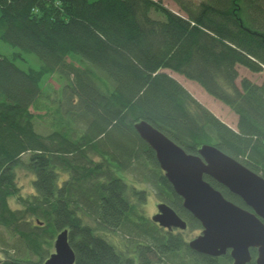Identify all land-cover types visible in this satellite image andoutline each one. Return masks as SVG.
I'll use <instances>...</instances> for the list:
<instances>
[{"label":"trees","instance_id":"1","mask_svg":"<svg viewBox=\"0 0 264 264\" xmlns=\"http://www.w3.org/2000/svg\"><path fill=\"white\" fill-rule=\"evenodd\" d=\"M175 1L185 16L157 0H0V226L16 239V255L1 264H43L63 229L74 264H232L229 254L198 253L144 215L148 190L129 185L126 174L150 183L192 230L201 222L134 124L146 121L191 154L211 144L264 177V80L237 82L238 66L264 70V0ZM170 70L229 105L237 128ZM61 108L62 127L35 128ZM20 165L34 174L27 196L16 180ZM114 231L123 247L110 242Z\"/></svg>","mask_w":264,"mask_h":264},{"label":"water","instance_id":"2","mask_svg":"<svg viewBox=\"0 0 264 264\" xmlns=\"http://www.w3.org/2000/svg\"><path fill=\"white\" fill-rule=\"evenodd\" d=\"M134 125L155 151L164 176L183 198V207L201 222L202 231L189 239L188 246L209 256L229 254L233 264H248L254 259L256 264H264V177L211 144L191 154L146 121ZM207 175L241 197L251 210L227 199L205 180ZM156 207L158 211L151 216L155 224L166 230H187V221L167 202ZM53 246L43 264L75 263L67 229L57 234ZM253 248L257 250L254 257Z\"/></svg>","mask_w":264,"mask_h":264},{"label":"rangeland","instance_id":"3","mask_svg":"<svg viewBox=\"0 0 264 264\" xmlns=\"http://www.w3.org/2000/svg\"><path fill=\"white\" fill-rule=\"evenodd\" d=\"M156 1V0H154ZM160 1L163 6L166 8L168 7L170 10L174 11L175 13L180 12L183 16H185L184 12L180 9V6L176 3L175 0H157ZM205 0H182L184 5L194 7H198L199 3L204 2ZM190 8V7H189ZM188 8V9H189ZM191 9V8H190ZM151 16L154 18H162V15L160 13L153 11L151 13ZM28 59L31 60L32 65L35 67H39L37 60L33 55H26ZM239 67V79L238 83H240L242 78L248 77L253 82L261 83L264 80V70L263 71H256L253 72L247 67L238 66ZM171 74H174L176 76V79L179 80L186 88L191 92L192 95L195 96L196 99H198L203 105H206V107L212 111L214 114H216L222 121L227 123L231 128L234 130L237 128V122L238 117L237 114L226 103L224 104L221 100L216 99L215 97L211 96L206 89L202 88L200 84L197 81L189 80L184 75H179L176 72L171 71ZM53 86L57 85V82H52ZM58 108L57 105L54 106V109ZM62 110H55L52 112H45L43 115V119L37 118L36 120V129L42 133L47 134L52 131L53 124L58 125L59 128L62 127L64 124L62 112L65 110L64 108H61ZM38 121V122H37ZM29 152H26L22 156V161L24 162L26 159L28 160ZM16 173V180L17 183H19L21 187V194L24 196H27L28 194H32L34 191L32 180L34 179V174L30 172L26 166H18L15 170ZM126 178L129 180V185H136L138 188L144 189L146 188L148 191V195L146 197L147 201L144 202L142 206L143 214L147 215V217H150L158 211L156 204L159 201V198L156 196V190L152 187L150 183L144 182L141 183L139 178L135 176L132 173L126 174ZM134 202L135 199L131 198ZM10 205L13 209H17V207H20V203H18L15 199H10ZM33 219V218H32ZM34 222V219H33ZM202 231V229L199 230H192L187 228V230H180L175 229L174 234L181 233L183 237L189 241V239H192L199 235V233ZM110 242L112 243H118L119 246L123 247L124 245V239L122 237L121 232H112L107 234ZM55 239V238H54ZM54 239L51 243V251H54ZM15 237H13L10 233V231L2 226H0V258L5 259L9 254L10 255H16L13 246L15 244ZM36 259V257H34Z\"/></svg>","mask_w":264,"mask_h":264},{"label":"bare ground","instance_id":"4","mask_svg":"<svg viewBox=\"0 0 264 264\" xmlns=\"http://www.w3.org/2000/svg\"><path fill=\"white\" fill-rule=\"evenodd\" d=\"M20 166H21V165H20ZM16 169H17V167H16ZM16 169H15V170H16ZM13 249H14V251H15V248H13ZM9 255H10V254H9ZM9 255H8V256H9ZM8 256H7L6 258H8ZM208 256H209V255H208ZM211 256H212V255H211ZM213 257H215V256H213ZM6 258H5V259H6ZM0 259H1V262H0V264H1L2 261H3L4 259H2V258H0ZM47 259H48V258H47ZM47 259H45V260H47ZM45 260H44V261H45ZM44 261H43V263H44ZM232 264H233V263H232Z\"/></svg>","mask_w":264,"mask_h":264},{"label":"crops","instance_id":"5","mask_svg":"<svg viewBox=\"0 0 264 264\" xmlns=\"http://www.w3.org/2000/svg\"><path fill=\"white\" fill-rule=\"evenodd\" d=\"M168 73L170 74V75H172L173 77H175L176 78V76L174 75V74H171V70L170 71H168ZM180 75V74H179Z\"/></svg>","mask_w":264,"mask_h":264},{"label":"flooded vegetation","instance_id":"6","mask_svg":"<svg viewBox=\"0 0 264 264\" xmlns=\"http://www.w3.org/2000/svg\"><path fill=\"white\" fill-rule=\"evenodd\" d=\"M164 229V228H163ZM171 231H175V229H172Z\"/></svg>","mask_w":264,"mask_h":264},{"label":"clouds","instance_id":"7","mask_svg":"<svg viewBox=\"0 0 264 264\" xmlns=\"http://www.w3.org/2000/svg\"><path fill=\"white\" fill-rule=\"evenodd\" d=\"M174 72V71H173ZM179 74V73H178Z\"/></svg>","mask_w":264,"mask_h":264}]
</instances>
